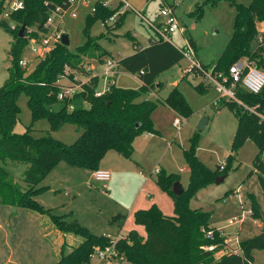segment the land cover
<instances>
[{"label": "trees", "instance_id": "1", "mask_svg": "<svg viewBox=\"0 0 264 264\" xmlns=\"http://www.w3.org/2000/svg\"><path fill=\"white\" fill-rule=\"evenodd\" d=\"M223 1H228L236 10L234 31L218 62L211 65H215L218 72L228 74L232 65L241 59L252 58L258 61L259 67L264 68V47H259L258 43L259 26L264 25V0H253L249 6L238 4L236 0H212L210 5L216 8ZM4 2L0 0V15L4 12ZM24 3L25 8L13 13L9 22H0V27L13 38L9 48V77L0 88V205L24 208L47 216L56 230L80 238V245L70 249V252L68 244H63L56 264H90L96 249L113 246L114 239L94 236L77 220L68 221L66 217L44 208L34 200L41 192L38 186L61 162L94 173L100 170V164L109 152L114 151L131 159L138 136L145 133L159 135L152 119L158 104L139 100L142 93L155 89L160 76L177 65L183 56L168 42L150 43L149 47L119 62L126 72L138 75L142 83L140 91L124 90L113 85L104 96L98 98L94 96V89L99 84L96 77L92 78V85L86 86L82 94L71 100L59 101V87L67 67L71 71L69 78L74 81L76 75L88 76L85 63L93 59L103 62L108 55L100 43L104 37H93L91 27L99 18L111 19L117 10L112 11L99 1L94 6L95 12L86 19L83 30L86 42L77 48L75 54L70 52L68 46L59 44L44 59L36 60L33 68H23L20 61L29 40L42 39V33L46 32L44 26L52 11L57 7L66 10L72 8L70 0H24ZM126 14L113 27L108 26L110 32L121 26ZM11 24L16 25L15 30L11 29ZM24 25L26 35L20 37V29ZM189 42L196 47L193 39L189 38ZM202 88L207 87L202 84ZM22 93L27 95L33 122L45 118L56 128L66 124L75 125L81 132L78 141L67 146L55 140L50 133L35 138L31 134L32 128H28L24 134L17 133L15 129L20 112L18 97ZM238 97L253 112L237 103H221L231 108L238 120L233 151L241 148L250 138L254 139L259 153L253 162V172L259 178L264 197V88L259 94H249L239 89ZM164 104L184 118L191 114L178 87ZM70 106H73L72 111H69ZM193 141L197 142V138ZM185 153L191 181L182 195L177 196L173 192V186L178 182L176 176L158 173V184L174 200L175 216H166L156 206L138 211L135 222L145 229L146 237L132 230L126 237L117 239L114 250L118 258L122 263L129 264H255V252L264 251V225L260 234L241 242V254L219 256L225 240L212 225V214L191 207L192 200L200 190L213 185L218 177H228L232 170L231 160L223 170L220 166L216 171H211L198 160L195 148ZM24 166L23 177L17 180L14 171ZM252 209L253 217L264 223L263 212L255 205ZM210 230L214 231L213 238L207 236ZM212 245L218 248L215 251L206 250Z\"/></svg>", "mask_w": 264, "mask_h": 264}, {"label": "rangeland", "instance_id": "2", "mask_svg": "<svg viewBox=\"0 0 264 264\" xmlns=\"http://www.w3.org/2000/svg\"><path fill=\"white\" fill-rule=\"evenodd\" d=\"M8 1V0H5ZM100 0H75L69 14L62 20L55 17V26L69 36L71 53L84 45L86 38L83 30L86 19L92 14V8ZM132 8L144 14L151 22L159 25L162 0H127ZM212 0H184L177 10L176 16L187 27L186 37L193 39L197 61L204 66L218 62L234 31L236 10L228 1L220 2L213 8ZM108 3L112 11L119 7V0H102ZM238 4L251 5L253 0H236ZM6 2H4L5 10ZM135 11L126 14L121 26L115 31L108 29L109 20L99 18L91 27L93 37H104L100 42L108 55L105 59L113 58L118 62L132 54L135 49L133 36L140 46L150 41L152 33L147 24L143 23ZM4 13V12H3ZM0 15V22H9L4 14ZM75 14V17L73 16ZM121 20L119 16L118 21ZM54 27V26H53ZM53 27L51 31H53ZM12 36L0 27V88L6 83L11 64L9 55ZM176 45L184 46L185 38L180 33L174 35ZM35 54L31 46L26 49L24 58L29 60L30 66L36 65ZM264 57V56H263ZM97 63L93 61L92 66ZM193 64L185 57L173 68L160 76L157 87L149 92L142 93L140 99L157 103L152 119L159 135L142 134L134 142L135 153L131 159L124 158L117 152L108 153L100 164V170L112 172L108 189L98 182L89 171L75 167L67 162L58 164L40 183L41 192L34 198L53 214L66 217L68 221L77 220L91 234L97 237L109 236L114 239L126 237L132 230L146 237V231L135 222L136 213L158 207L168 217L175 216L174 200L158 184L159 172L176 176L184 190H188L191 174L186 159L187 151L195 148L198 160L211 171L217 167L226 166L231 160V171L225 181L219 185L214 183L206 189L200 190L191 202L193 209H203L210 212L212 225L220 232L238 242H244L260 234L264 225L262 220L248 217L243 226H230L228 221L239 217L242 213L238 197H231L239 192L245 202L246 209L255 207L264 212V197L259 178L253 171V162L259 153L258 146L250 138L241 148L233 151V140L238 130V120L228 106L220 104L214 106L219 95L214 89L202 88L203 79L194 71ZM264 71V68H262ZM95 74H102L101 67H94ZM116 86L124 90L140 91L142 83L138 75L126 72L121 66L116 77ZM103 81V80H102ZM162 88H159L161 87ZM186 100L191 114L184 118L164 104L171 92L177 88ZM19 122L15 131L24 134L32 128V136L41 138L48 133L67 146L74 145L81 132L72 124L61 128L53 125L45 118L33 122L28 98L25 93L18 97ZM85 107L88 105L85 104ZM203 118L209 119L204 131L197 127ZM177 119L182 121L180 127H175ZM197 138V142L193 139ZM264 163V153H263ZM26 167H17L14 175L21 180ZM223 170V169H221ZM56 185H58L56 187ZM231 195V196H230ZM197 199L199 201L197 202ZM13 208H11V212ZM28 214L24 208L18 213L10 215L11 226L15 236L9 233L7 237L0 231V264H7L9 258L12 264H52V249L48 244L33 237L30 224L27 223ZM6 215L0 207V227L4 228L3 221ZM49 221V219H48ZM46 230H51L52 222H47ZM54 226V225H53ZM50 227V228H49ZM53 228V227H52ZM50 236V234H49ZM52 242L56 238V247L61 245L64 235L55 232L49 237ZM68 252L79 246L78 242L70 238ZM71 247H70V246ZM67 251V250H66ZM228 253L223 249L219 256ZM255 264H264V251L255 252ZM90 264H129L122 263L119 258L107 257L101 259L94 256Z\"/></svg>", "mask_w": 264, "mask_h": 264}, {"label": "built area", "instance_id": "3", "mask_svg": "<svg viewBox=\"0 0 264 264\" xmlns=\"http://www.w3.org/2000/svg\"><path fill=\"white\" fill-rule=\"evenodd\" d=\"M102 5L107 8H111L108 3ZM4 16L10 18V16L18 11H22L25 8L24 0H8L5 1ZM184 2V0H162V8L160 12L161 22L159 25L151 22L144 14L135 11L131 5L125 0H120L122 4L121 8L117 10V13L109 19L108 26L113 27L119 16H123L125 13L135 11L141 18L142 22L147 24L150 28L152 36L150 37V43L156 42H168L176 47V49L182 54L183 57L187 58L192 64L194 71L199 77L203 79V85L209 89H214L219 95L218 99L214 102V106L218 107L223 101L229 103H237L240 107L253 112V109L246 106L238 97V91L243 90L249 94H259L264 88V71L259 67L258 61L252 58H244L239 62L232 65L229 69L228 74L224 72H218L215 65H211L205 68L200 62L197 61V54L195 48L189 42L186 37L187 27L184 26L176 16V10L178 6ZM70 3H75V0H70ZM70 10H66L63 7H57L52 11V14L48 18L44 28L46 32L42 33V39L35 40L30 39L29 45L31 46L32 52L35 54V58L38 60L44 59L47 54L53 51L59 44L62 43L63 35L65 31L61 30L60 26H55V17H60L62 20ZM92 12L95 9L92 8ZM75 17V14H73ZM54 26V27H53ZM53 27V31H51ZM11 29L15 30L16 25L11 24ZM180 33L185 38V45L179 46L174 42V35ZM259 47H264V25L259 26L258 34ZM26 48V49H27ZM20 65L23 68L30 66L29 60L24 57L20 61ZM102 68V74H95L92 67V63H85L84 69L88 76L76 75L74 81L70 80L69 75L70 69L67 67L65 76L62 77L61 86L59 87L58 100L64 101L66 99H73L75 96L85 92V87L92 85V78H99V84L94 89L95 97L104 96L111 88L116 85V77L119 74L120 64L114 59H105L103 64L99 66ZM76 74V72H73ZM103 80V81H102ZM94 88V87H92ZM73 106H70L69 111H72ZM182 121L177 119L175 127H180ZM224 169V166H221ZM94 177L97 181L104 183V189H108L107 182L111 179L110 173L107 171L98 170L94 172ZM231 196V195H230ZM238 197L242 213L239 217L233 218L228 221L230 226L241 225L243 226L247 221L248 217L254 215L253 209H246L245 202L240 198L239 192H234L231 197ZM220 232V231H219ZM222 238L225 240L224 249L228 250V253L241 254V242L238 240L234 241L231 236H227L224 232H220ZM208 238H213L214 231L208 232ZM218 248L216 245H212L206 248L208 251H215ZM113 246L105 249L97 248L94 256H99L101 259L111 257L112 259L118 258V255Z\"/></svg>", "mask_w": 264, "mask_h": 264}, {"label": "crops", "instance_id": "4", "mask_svg": "<svg viewBox=\"0 0 264 264\" xmlns=\"http://www.w3.org/2000/svg\"><path fill=\"white\" fill-rule=\"evenodd\" d=\"M128 4H129V2L127 1V0H125ZM119 3H120V0H119ZM122 4L120 3L119 4V7L116 9V10H118V9H120L122 6H121ZM130 5V4H129ZM111 9V8H110ZM128 13V12H127ZM150 37H151V35H150ZM149 37V38H150ZM133 40H134V44L136 45L135 46V49H134V51L132 52V54H130L129 56H132V55H134L138 50H141V49H144V48H147V47H149V45H150V41L148 42V43H146L144 46H140V43L137 41V39H136V37L135 36H133V38H132ZM102 45V44H101ZM129 56H127V57H129ZM126 58V57H125ZM108 59H113V58H108ZM36 60H38V59H36ZM105 60V59H104ZM93 61L95 62V63H97L95 66H92L93 67V69H94V67H99V66H101L102 64H103V62H98L97 60H89L88 61V63H92L93 64ZM117 61V60H116ZM118 62V61H117ZM117 81V80H116ZM139 101H143V100H139ZM177 114V113H176ZM110 153V152H109ZM135 153V152H134ZM102 171H107V172H109L110 173V176H111V178H112V172L111 171H109V170H102ZM90 173V172H89ZM92 174H94V173H92ZM111 181V179L109 180V182ZM99 182V181H98ZM102 183V182H101ZM104 184V183H103ZM58 185H56V187H57ZM108 186V185H107ZM199 201V199L197 200V202ZM0 207L3 209V212L5 213V215H6V219H4V221H3V225H4V228L3 227H0V231H1V233H3L5 236H6V238L7 237H11V235L9 234V233H12L14 236H15V231H14V228H12V226H11V222H12V220L11 219H9L10 218V215H14V212L12 211L11 212V208L12 207H9V206H4V205H0ZM198 209V208H197ZM19 210H20V208H17V212L16 213H18L19 212ZM26 210V209H25ZM26 213L28 214V221H27V223H29L30 224V229H31V231H32V234H33V237L31 238V239H34V240H37L36 238L38 237V239L39 240H42V242H44V243H46V244H48V246L52 249V258H53V263L52 264H56V262L59 260V258H60V253H61V248H62V246H63V244L64 243H68V242H65V241H68L67 239L68 238H70V239H72V240H75L76 242H78V244L80 245V243H81V240H80V238H76V237H74L73 235H64V240L62 241V243H61V245L60 246H58V248L56 247V238H55V240H54V242H52L51 240H50V236H52V234H54L55 232H59L58 230H56L55 229V227L53 226V224L51 225L52 227H51V230H49V231H45L46 230V225L48 224L47 222H49L50 221V219L47 217V216H44V215H40V214H38V213H36V212H32V211H28V210H26ZM48 219H49V221H48ZM50 228V227H49ZM59 233H61V232H59ZM49 234H50V236H49ZM117 238H124V237H117ZM34 244H40V242L37 240V241H35V242H33ZM70 246V245H69ZM71 247V246H70ZM7 264H12V262H11V260H10V258H9V260H8V262H7ZM48 264H50V263H48Z\"/></svg>", "mask_w": 264, "mask_h": 264}, {"label": "water", "instance_id": "5", "mask_svg": "<svg viewBox=\"0 0 264 264\" xmlns=\"http://www.w3.org/2000/svg\"><path fill=\"white\" fill-rule=\"evenodd\" d=\"M25 35H26V26L24 25L20 29L19 36L20 37H25ZM62 43L65 46H69L70 45V40H69V36L68 35H66V34L63 35ZM208 124H209V119L208 118H203L202 121L200 122V124L198 125L197 130L198 131H204L207 128ZM137 126H139V125H137ZM226 178H227L226 175L218 177L216 179L215 183L217 185H219V184L223 183ZM173 192L177 196H180V195H182L184 193V188L179 182H176L174 184V186H173ZM196 200H198V199L196 198ZM13 212L16 213L17 212V208H13ZM262 215H263V219H264V212L262 213Z\"/></svg>", "mask_w": 264, "mask_h": 264}]
</instances>
